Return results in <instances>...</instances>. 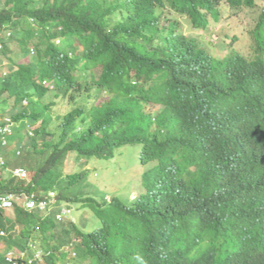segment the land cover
Returning a JSON list of instances; mask_svg holds the SVG:
<instances>
[{
	"label": "trees",
	"instance_id": "16d2710c",
	"mask_svg": "<svg viewBox=\"0 0 264 264\" xmlns=\"http://www.w3.org/2000/svg\"><path fill=\"white\" fill-rule=\"evenodd\" d=\"M218 3L0 0V113L19 124L0 139V156L7 160L0 165V191L16 194L10 209L0 208V228L6 232L0 236V264H10L5 253L12 250L26 252L20 264H59L60 253L67 258L62 249L74 240L78 256L72 264H122L123 255L125 264H142L148 244L157 246L159 240L168 247L176 240L218 235L229 247L238 240L258 244L264 236V195L261 187L252 190L256 183L247 178L239 159L246 150L236 145L230 124L247 111L242 96L253 100L245 87L249 63L238 52L217 58L175 33L160 34L168 5L197 24L206 23L208 13L217 14ZM161 51L203 66L208 84L192 105L185 99L191 93H175L166 104L153 94L157 86L150 83L151 70L163 61ZM133 77L141 79L142 87L132 86ZM181 83L173 89L189 90L183 79ZM255 83H264V72ZM100 96L107 98L96 99ZM151 100L163 104L155 113L148 111ZM56 103H68L72 110L62 116L54 111ZM205 103L216 106L208 127L202 128L208 139L202 150L211 165L202 152L190 148L186 159L187 149L180 148L181 170L197 179L196 201L182 202L171 186L174 173L158 159L162 157L150 127L155 122L167 125L174 115L195 117ZM53 111L55 120L63 121L55 125L61 133L50 129ZM40 121L34 136L25 131ZM140 141L146 146V163H159L145 173L144 190L134 198L130 191L108 196L89 180L88 171H65L71 151L84 168L92 157L113 160L119 148ZM17 166L27 167L33 174L30 181L13 174ZM50 191L57 193L52 207H27L31 199L47 201ZM63 208L74 214L90 211L97 222L86 217L77 222L66 214L59 220ZM39 251L43 255L36 258Z\"/></svg>",
	"mask_w": 264,
	"mask_h": 264
},
{
	"label": "clouds",
	"instance_id": "9594fccd",
	"mask_svg": "<svg viewBox=\"0 0 264 264\" xmlns=\"http://www.w3.org/2000/svg\"><path fill=\"white\" fill-rule=\"evenodd\" d=\"M259 0H219V5L217 7V14L207 15L206 23L195 24L191 16L183 13L177 12L169 5L165 8V18L162 20L161 35H166L167 33L176 34L178 39L184 43H190L203 49L206 53L209 52L217 58L227 57L230 53H240L243 55L245 60L249 63L246 73L244 74L246 84L245 87L250 90L253 94V100L247 101L242 96L244 100V105L247 108L238 120L231 122L232 132H236L235 143L238 147L245 149V153L239 159L243 161L246 166L247 178L253 180L256 185L254 189H260V195H264V83L257 85L255 79L258 75H262L264 72V5L261 7V12L257 23L254 28L251 29V37L249 40H241L242 38L237 30H223L219 25L221 20L223 5H227L230 11L235 13L241 11L243 8L254 9L258 7ZM219 12V14H218ZM168 15V17L166 16ZM244 38V37H243ZM59 42V41H58ZM156 43H160V40L156 39ZM238 43V44H237ZM153 47L155 45L152 44ZM162 53V51H161ZM163 61L154 67L152 71V76L150 79L151 84L157 86V90L153 92L157 99H160L164 104L170 101L172 96L180 92L183 96L188 97L191 93L190 98H185L186 102L190 105L193 104L194 100L201 95L202 91L208 84V76L203 66L200 63L190 61L182 54L162 53L160 55ZM181 79L184 80L183 86L189 90H175L173 85H180ZM142 81L139 78H132V86L135 88L142 87ZM76 95H79V91L72 90ZM179 95V94H178ZM107 97L100 96L99 99L103 101ZM155 100H151L148 106V111L155 113V109L160 108L161 105L155 104ZM61 105H65L66 110H59ZM67 104L56 103L55 112H59L62 116L67 114V112L72 110V108L67 106ZM212 106L215 104H207L201 108V114L195 117H184V116H171L169 123L167 125L161 123H153L150 127V135L158 143L159 155L162 158H158L160 161L165 162L170 171L174 173L173 180L171 181V186H174L179 194H181L182 202H188V200L196 201L197 198V179L190 176L184 175L181 170L182 155L180 148L187 149L185 154L186 159H188L190 148L197 152H202L206 157L204 158L209 165L210 160L207 158L206 154L202 150V145H204L208 139L206 135L202 132L203 127H208V117L209 115H214L212 111ZM216 107V106H215ZM53 111L54 121L50 126L53 131L60 132L61 130H55V125L60 124L63 121H56L57 114ZM143 111V109H142ZM63 120V118H62ZM203 123V124H201ZM18 123L7 114L2 115L0 113V139L3 140L5 135H11L14 131V126ZM19 126V124H18ZM42 126V122L36 123L34 126L28 124L27 131L29 135H35V129ZM231 128V129H232ZM230 132V131H229ZM59 134V133H58ZM256 137L254 147L249 149L250 143ZM171 139L174 141L172 142ZM41 140V137L38 139ZM171 144L175 145L170 146ZM119 153L113 160H102L100 158L92 157L87 161V165L83 168L76 163L77 153L74 151L70 152L71 157L67 160L65 171L67 173L76 172L79 170L88 171L89 180L96 185L95 181L90 177L91 173L96 170L95 166H91L92 161L107 162V166L110 168H123L130 167L133 164L142 167L141 172V186H143V178L145 173L152 169L155 165L159 163L158 160L146 163V146L140 141V143L132 146H123L118 149ZM248 152V153H247ZM20 153V151H19ZM247 153V154H246ZM250 157L248 161H245L247 157ZM124 158H127V163L124 162ZM74 159L77 169L69 172L67 171L68 161ZM85 160H82L84 162ZM0 165L6 166L7 160L0 156ZM125 165V166H124ZM192 167H194L192 165ZM113 169V172H115ZM13 174L19 176L25 180H31L32 173L24 166H17L13 169ZM98 173H101L98 170ZM103 178V172L101 173ZM116 181L117 179H113ZM108 194L119 192L120 194H128L130 191L131 198H134L140 194L144 187H141L137 194H133L130 190V186L127 183L125 186L118 185L117 188H112L111 191L103 188ZM0 196H7L12 201L11 205L3 206L0 205L1 209H10L14 205L16 198L15 193H4L0 191ZM110 196V195H108ZM19 199V197H17ZM57 193L56 191H50L48 200L41 201L37 203L36 201L28 200L26 202L27 207H41L51 206L57 203ZM32 208V209H33ZM80 210V211H79ZM76 214L73 213L74 210L63 208L61 213H58V219L62 220L64 215L69 217L71 220L77 222L81 221L82 218H87L88 220H93L94 215L92 212L87 211L90 215L86 216V211L79 209ZM196 222H200L196 220ZM6 232L0 228V236H5ZM77 241L74 240L69 242L62 250L66 251L67 258L64 260L61 258L62 254H59V264H72V261L78 256L77 252ZM174 244L170 246H164L162 241L156 244L157 246H151L148 244L149 249L146 254L140 258L142 264H171L173 260L177 264H264V236L258 242L257 245L249 244L244 240H238L230 247L226 238L218 235H206L200 236L198 240L186 239V240H176ZM7 260L10 264H20L19 258H26V252L19 254L15 250L7 251L5 253ZM43 251L36 252V258L41 257ZM32 263L35 259L32 257ZM122 264L126 263V258L123 255L121 257ZM87 263V262H86ZM88 264V263H87ZM96 264V263H94Z\"/></svg>",
	"mask_w": 264,
	"mask_h": 264
},
{
	"label": "rangeland",
	"instance_id": "374dc122",
	"mask_svg": "<svg viewBox=\"0 0 264 264\" xmlns=\"http://www.w3.org/2000/svg\"><path fill=\"white\" fill-rule=\"evenodd\" d=\"M263 5L264 0H259L258 7L254 9L243 8L237 13L230 11L227 5H223L221 7L223 9V14L221 20L219 21V25L225 31L237 30L242 36L238 43L244 39L249 40L251 37V29H253L257 23L261 12V7ZM20 55L21 59L23 60L25 55L23 56V53ZM26 59H28V57ZM66 108L67 107L65 105H61L59 110L63 111L66 110ZM124 162L127 163V158H124ZM91 166H95L96 170L91 173L90 177L93 181H95V183L101 185L107 190L111 191L112 188H117L118 185L123 187L128 183L130 190L135 195L139 192L140 188L143 187L141 186V172L143 169L138 165L133 164V166H130L129 168L123 167L120 169H115L108 167L107 162L92 161ZM75 168L77 169L78 167L76 166L74 159L69 160L67 164V171L71 172L75 170ZM113 169H115V172H113ZM98 170H100L101 173L103 172V178L101 177V173H98ZM115 178L117 179L116 181L113 180ZM89 215L90 214L86 212V216Z\"/></svg>",
	"mask_w": 264,
	"mask_h": 264
},
{
	"label": "built area",
	"instance_id": "2783aa9c",
	"mask_svg": "<svg viewBox=\"0 0 264 264\" xmlns=\"http://www.w3.org/2000/svg\"><path fill=\"white\" fill-rule=\"evenodd\" d=\"M12 201L7 196H0V205L8 206L11 205Z\"/></svg>",
	"mask_w": 264,
	"mask_h": 264
}]
</instances>
